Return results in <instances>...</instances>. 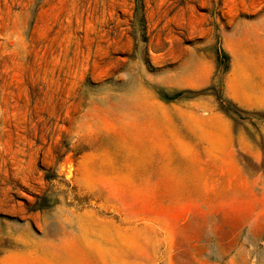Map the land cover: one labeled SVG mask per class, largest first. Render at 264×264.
Returning <instances> with one entry per match:
<instances>
[{"label": "rangeland", "instance_id": "374dc122", "mask_svg": "<svg viewBox=\"0 0 264 264\" xmlns=\"http://www.w3.org/2000/svg\"><path fill=\"white\" fill-rule=\"evenodd\" d=\"M245 19L264 0H0V264H264V112L224 96ZM208 95L263 146L252 214L189 172Z\"/></svg>", "mask_w": 264, "mask_h": 264}, {"label": "crops", "instance_id": "0c3cea01", "mask_svg": "<svg viewBox=\"0 0 264 264\" xmlns=\"http://www.w3.org/2000/svg\"><path fill=\"white\" fill-rule=\"evenodd\" d=\"M222 50L229 55L225 98L244 111L264 112V19H245L224 31ZM215 61L214 55L206 57L207 77L194 81L189 88L211 85ZM188 107L203 123L198 127L201 130L195 131L201 136L190 142L194 153L188 158L189 172L201 176L197 181L204 185L199 195L208 199L209 211L256 212L258 203L253 199L261 194L253 166L262 162V144L253 138L251 131L219 108L215 96L199 97L188 103ZM192 166L198 167L197 171Z\"/></svg>", "mask_w": 264, "mask_h": 264}, {"label": "trees", "instance_id": "16d2710c", "mask_svg": "<svg viewBox=\"0 0 264 264\" xmlns=\"http://www.w3.org/2000/svg\"><path fill=\"white\" fill-rule=\"evenodd\" d=\"M226 56H227V58L229 59V55H226ZM218 61H219V65H220V64H221V59H220V57H218ZM227 69H228V65L224 68V71H227ZM178 95H180V93H178ZM178 95H176V96H178ZM176 96H174V97H169V98H167V99L172 100V99H175ZM225 110H226V111H230L229 107H225ZM231 112H232V113H235L236 111H231Z\"/></svg>", "mask_w": 264, "mask_h": 264}]
</instances>
